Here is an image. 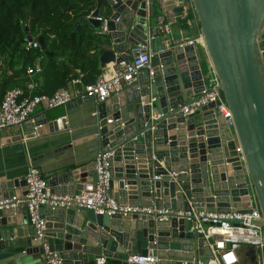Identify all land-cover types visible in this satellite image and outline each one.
Wrapping results in <instances>:
<instances>
[{"label":"water","instance_id":"95a60500","mask_svg":"<svg viewBox=\"0 0 264 264\" xmlns=\"http://www.w3.org/2000/svg\"><path fill=\"white\" fill-rule=\"evenodd\" d=\"M191 2L233 127L230 129L216 110L211 115L207 108H199L186 118L178 113L180 106L196 99L206 88L193 46L153 56L150 69L143 70L133 83L96 108V137L103 150L114 153L112 180L118 176L122 162L126 164L120 182L112 185V190L120 203L142 206L153 201L158 207L177 211L189 210L192 204L220 211L225 201L238 208L249 185L260 211L255 224L262 228L264 237V0ZM153 6L149 5L152 15ZM114 8L108 43L102 46L99 57L100 69L128 60L130 47L145 40L143 4L124 0ZM98 15L96 9L80 18L76 27L89 23L98 29ZM117 17L119 21L115 22ZM27 40L32 38L28 36ZM38 42L48 54L44 39L39 37ZM196 117L201 118L199 125ZM59 123L65 120L47 122L45 117H38L24 127L40 136L41 126L54 130ZM236 143L241 147L243 163L235 153ZM157 161L179 173L175 181ZM154 173L162 176L158 182L152 180ZM85 177L90 183L95 181L93 163L65 173L59 170L45 184L56 194L74 195L84 188ZM68 184H74L73 191H67ZM21 186L22 178L0 182V201ZM39 212L46 218L45 241L51 251L64 257V264L86 263L89 255L121 260L123 254L151 253L158 264H207L212 258L207 243L190 233L184 219L154 222L144 215L122 218L95 214L78 206L41 207ZM19 214L24 216L23 221L13 217ZM0 228V264H19L26 256L39 253L41 243L23 205L1 208Z\"/></svg>","mask_w":264,"mask_h":264},{"label":"built area","instance_id":"2783aa9c","mask_svg":"<svg viewBox=\"0 0 264 264\" xmlns=\"http://www.w3.org/2000/svg\"><path fill=\"white\" fill-rule=\"evenodd\" d=\"M137 1L139 4H143L145 23L148 21L146 15L150 14L148 4L156 3L158 12L154 14L153 6L152 16L155 17V22L153 25H149L147 22L145 40L136 42L130 47L128 60L112 64L111 74H100L93 83L84 85L77 94L68 87L60 88L53 95L46 96L33 94L37 85L32 77L40 75L43 70L42 57H37L33 64L26 69L28 79L25 85L26 89H10L0 98V130L12 126L23 127L27 121L33 123L35 109L40 103H46L49 109L66 105L76 97L92 99L96 105L103 103L133 83L143 70L150 69V59L153 56L176 48L183 49L186 46L195 48L197 44L203 45L201 35L189 38L174 34L173 28L180 22L188 29L193 28L197 22L191 3L187 5L186 0ZM118 2L116 0L110 2L113 13L115 12L114 6ZM177 8H182V11L175 12ZM190 12L192 13L190 14ZM112 14L108 17L99 14L95 18L99 22L97 29L99 34L107 35L109 32L108 24ZM114 21L118 22L119 17ZM150 41H159L160 48L153 51L148 45ZM24 49L27 52H42L40 43L35 39L27 40ZM204 84L206 88H203L198 97L180 106L178 113L186 118L199 108H207L211 115L216 110L232 129V116L218 90V79L213 75L208 81L204 79ZM60 129V126H57L53 132ZM136 139L135 137L133 140ZM234 140L236 141V139ZM235 153L239 161L243 163V154L238 143L235 145ZM113 155V151L103 149L96 153L93 161L95 181L91 183L90 189H82L74 195L54 193L51 188L46 187L40 170L31 161H28L27 171L22 177L24 186L19 187L20 190L11 197L0 201V209L24 206L30 223L36 231V239L41 243L38 254L43 264H64V257L58 252L51 251L45 241L43 232L46 221L40 215V208L65 209L75 206L85 207L95 214L119 215L122 218L144 215L150 217L154 222H163L172 217L184 219L190 225V233L207 243L212 255L207 264H239L238 251L243 246L252 247L258 255V264H264L263 230L255 224V221L260 218V211L249 185L248 193L240 197L238 208L233 207L232 203L227 201L220 207V211L218 208H199L192 204H189V210L177 211L158 207L153 201L142 206L120 203L115 199L112 190L111 163ZM157 162L164 168L162 161ZM164 169L169 179L175 181L179 173ZM161 177V175H153L152 180L158 182ZM107 259L104 255H97L92 261L83 264H106ZM123 261L126 264H158L159 260L149 253L147 255H129ZM182 264H186V262Z\"/></svg>","mask_w":264,"mask_h":264},{"label":"trees","instance_id":"16d2710c","mask_svg":"<svg viewBox=\"0 0 264 264\" xmlns=\"http://www.w3.org/2000/svg\"><path fill=\"white\" fill-rule=\"evenodd\" d=\"M102 8L104 16L111 15L108 0H0V98L10 89H26V69L37 57H42L43 70L35 95L93 83L102 73L99 57L108 37L89 23H76ZM28 36L42 37L48 54L25 51ZM106 264L126 263L108 258Z\"/></svg>","mask_w":264,"mask_h":264},{"label":"crops","instance_id":"0c3cea01","mask_svg":"<svg viewBox=\"0 0 264 264\" xmlns=\"http://www.w3.org/2000/svg\"><path fill=\"white\" fill-rule=\"evenodd\" d=\"M186 3L187 5L190 3L192 4L191 0H186ZM109 7L112 14L113 8L110 3ZM157 12L158 5L154 3V14H157ZM191 13L192 12H190V14ZM99 14L104 16L105 8H102V10L99 9ZM148 15H146L148 18L147 22H149V25H153L155 17L152 16L151 12ZM173 30L175 36L182 35L184 37L195 38L200 35L198 20L191 29L186 28L183 23L180 22ZM148 45L153 51H157L160 48L159 41H150ZM194 49L201 72L202 64L204 62L207 64L206 67L208 72L205 75L202 74L204 79L208 81L213 74L204 47L202 44H197ZM101 70V74H111L112 64H108L105 68H101ZM32 78L35 82L41 81L40 75ZM70 89L75 94L79 91V89L71 84ZM73 101L74 102L67 105V107L63 105L49 109L46 103H40L36 107L34 112L35 119L38 117H45L47 122L55 120L60 121L61 119L65 120V123H59L61 129L57 132H53L54 130L52 128V130L46 128L45 125L40 128V136H36L32 129H25L24 126H12L0 130V182L21 179L27 171L28 161H31V163L40 170L45 182L53 173H58L59 170H63L65 173L93 163L96 153L103 149L100 140L96 137L99 131V119L96 110L97 105L93 100L80 102L77 97ZM200 120V117H196L195 121L197 125L200 124ZM121 165L122 167L119 168L121 170L119 173L117 172L118 176L114 177L112 180V185L119 183L121 176L125 172V162H122ZM111 167L113 169V160ZM154 175L156 174L154 173ZM82 181L84 186L83 189L91 187L90 178L85 177ZM73 185L74 184H72V186L68 184V186H65L67 191H73ZM18 190H20L19 187L13 189L14 193L18 192ZM78 192L79 191H75V193ZM113 193L115 196L117 195L114 189ZM125 199L128 201L127 197ZM13 217L20 221L24 219L22 214ZM238 255L239 264H242L244 261L246 264H258V255L252 247L243 246L238 251ZM128 256L127 254H123L121 261ZM94 257L95 256L89 255L88 261H92ZM19 264H43V262L40 260L38 253H32L26 256Z\"/></svg>","mask_w":264,"mask_h":264},{"label":"rangeland","instance_id":"374dc122","mask_svg":"<svg viewBox=\"0 0 264 264\" xmlns=\"http://www.w3.org/2000/svg\"><path fill=\"white\" fill-rule=\"evenodd\" d=\"M201 64H202V62H201ZM206 63L204 62L203 64H202V70H205L207 67H206ZM242 264H246V262L244 261Z\"/></svg>","mask_w":264,"mask_h":264}]
</instances>
